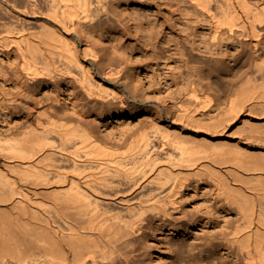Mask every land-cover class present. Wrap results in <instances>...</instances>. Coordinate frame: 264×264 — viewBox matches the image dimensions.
I'll return each instance as SVG.
<instances>
[{
	"label": "bare ground",
	"instance_id": "bare-ground-1",
	"mask_svg": "<svg viewBox=\"0 0 264 264\" xmlns=\"http://www.w3.org/2000/svg\"><path fill=\"white\" fill-rule=\"evenodd\" d=\"M23 1L25 17L17 16L21 34H0V41L20 54L19 82L30 103L23 105L28 113L24 127L0 133V264L137 262L148 224L153 219L187 217L180 198L191 177L202 176L216 185L217 196L236 204L241 213L227 226L209 231L205 242L209 238L212 250L218 243L235 255L229 259L213 251L181 255L179 243L184 246L189 238L194 249L199 237L194 232L181 237L187 231L180 228L178 219L172 233L179 241V255L173 263L264 264V149L246 146L250 132L256 131L252 127L260 124L245 119L257 111L247 97L250 93L239 96L245 95L247 82L224 110L227 116L242 118L238 129L246 130L250 123L249 131L233 129L231 117L204 123L198 116L199 108L204 111L211 103L205 99L211 97V90L217 92V84L239 76L233 71L242 70L240 63L253 62L247 58L253 51L255 55L264 52L259 28L264 24V0H189L192 8L210 20L214 44L226 33L238 37L239 49L232 58L228 56L229 61H219L214 52L215 56L202 55L192 47L195 43L184 42L187 54H183L212 75L202 82L205 87L200 85L206 96L192 81L178 110L159 109L148 126L132 130L138 135L130 131L118 140L101 136L89 120L91 115L128 107L132 100L147 105L150 97L141 91L144 96L140 95V86L122 66V59L98 49V43L87 36L96 31L103 16L116 15L115 3L122 0ZM42 15L48 23L38 19ZM37 26L42 27L39 33L33 30ZM46 80L75 88L74 112L66 106L53 113L47 110L37 90ZM165 113L172 118L167 124Z\"/></svg>",
	"mask_w": 264,
	"mask_h": 264
},
{
	"label": "rangeland",
	"instance_id": "rangeland-1",
	"mask_svg": "<svg viewBox=\"0 0 264 264\" xmlns=\"http://www.w3.org/2000/svg\"><path fill=\"white\" fill-rule=\"evenodd\" d=\"M23 2V0H0V34L8 36L21 34L17 16L19 14L25 17L22 13ZM189 3V0H122L115 3L116 15L103 16L99 20V25L95 27L96 31L88 33V38H86L92 42L96 41L98 49L123 60V63L121 61L122 66L127 67L133 81L138 83L136 84L138 87H141H139L141 90L138 91H141L145 96H149L151 102L147 104L148 106H142L132 100L129 102L128 107L107 110L100 115L92 114L89 120L101 136L118 140L126 132L135 131L136 128V132H138L139 127H141L140 129L143 128L142 125H145L144 127L148 126L150 124L149 118L151 116L156 117L157 110L164 109L166 112L167 108L172 112L178 110L179 106L177 105L182 101L181 99H183L186 92L185 89L189 88L188 86L192 81L198 83L201 95L206 96L202 87H205L203 85L205 82L212 79V75L206 72V68L202 64H195L198 61L189 57V54L185 55L187 52L185 51L186 46L182 45L184 42L187 44L195 43L192 44L195 45L192 47L197 49L198 53H203L202 55H210L214 52L216 54V56L213 54L215 59H221L219 61H229L235 54V49H239L238 37L233 38V36L226 35V33H222L223 36H220V42L214 44L210 38L211 28L207 24L210 20L206 15L192 8ZM38 19L48 23L47 17L44 15L38 17ZM259 28L264 34V24L260 25ZM124 29L126 32H124ZM33 30L39 33L42 27H33ZM82 40L79 38V44H82ZM249 46H251L249 49L252 52V45L249 44ZM200 47L202 51H199ZM207 49L210 52L206 53ZM183 52L185 53L183 54ZM253 54L247 57L249 60H254L253 62L247 60L249 64H242L243 66L240 63L238 68L241 66L242 70L239 68L241 70L239 72L236 67L233 71H236L239 76L224 78L223 83L225 85L220 83L221 85L218 86L217 84V92H214L215 89L211 90L214 93L209 92L211 97L205 99L211 101L208 108H206L209 113L206 110L204 112L203 109L205 108L200 107L198 116L204 123H216L225 117H231L232 120L235 118L234 121L228 118L233 129L237 128L238 132L242 129L240 131L242 133L247 132L250 123L247 125L246 130L243 128L238 129L242 118L239 119L238 115L227 116L224 110L228 101L238 98L237 95L242 92V89H245L244 86L247 82L246 88H248V91L245 90V95L242 92L239 96L245 98L250 93L247 97H251L250 102L255 103L257 108L254 109H257V111L253 109L254 112L251 111L252 114L251 112L248 113L245 119L248 118L251 122L262 124L252 127V129L260 130V132H250L252 142L248 137L250 140L246 141L247 145H245L250 148L254 147V149H264V76L262 78L261 75L264 74V52L258 53L260 57L258 54L255 55L254 51ZM185 56L190 62L187 61ZM251 57L254 59H251ZM20 62V54L15 47H8L4 41H0V133H3L2 135L16 132L21 127L23 128L27 121L26 116L28 113L24 112L23 105L26 103L29 107L30 103L25 98V91L22 92L21 87L23 84L19 82L22 77L19 67ZM259 70L263 72L259 73ZM233 72L230 75H233ZM37 90L40 102L51 113L56 110L61 111L65 106L69 112H74L75 95L73 92L75 88L71 84H53L50 80H46L44 85L37 86ZM11 98L14 99L12 102H10ZM239 99L242 101L241 98ZM239 99H237L238 103H240ZM118 104L116 105L118 106ZM201 108L203 109L200 110ZM164 118L166 124L172 120L167 113L164 114ZM249 127L252 130L251 126ZM133 131V136L138 135ZM260 136L261 138H259ZM188 183V188L185 189L184 195L180 198L183 208L186 212H189L188 216L180 219L179 216H176L175 221L177 222L179 219L181 223L179 220L176 223L173 220L153 219L141 237L143 238V246L140 247L138 252V254L140 253V256L137 257L139 260L132 264H174L173 261L179 255L178 249H176L178 247L176 244L179 241L176 240V237L174 239L173 234L175 233L172 232H175L179 223L180 228L187 231L182 233L183 236L181 237H185L186 233L193 232L199 237L195 241L196 247L194 249L191 248L192 241L189 238H185L184 246L179 243L181 255L187 256L190 251L197 252V256L205 253L214 252L213 254L216 255L219 253L218 255L222 254L228 259L235 255L230 254V249L218 243L215 245V249L212 250L211 246L208 245L209 238L207 243L205 241L207 239L206 234L209 231L219 230L221 226H227L231 220L235 221L239 218L241 216L240 210L236 204H230L224 197L215 194L216 185L207 176H202V178L191 177ZM251 183L259 184L256 181ZM246 184L249 187L250 183L246 182ZM194 222L196 223L193 224Z\"/></svg>",
	"mask_w": 264,
	"mask_h": 264
}]
</instances>
